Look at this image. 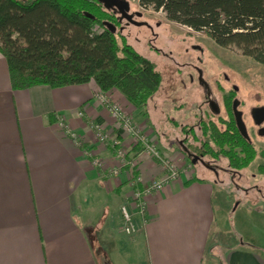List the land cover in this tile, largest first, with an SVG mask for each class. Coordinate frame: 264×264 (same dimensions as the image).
Returning a JSON list of instances; mask_svg holds the SVG:
<instances>
[{
	"label": "crops",
	"instance_id": "crops-1",
	"mask_svg": "<svg viewBox=\"0 0 264 264\" xmlns=\"http://www.w3.org/2000/svg\"><path fill=\"white\" fill-rule=\"evenodd\" d=\"M103 95L127 113L139 111L116 89L100 93L94 81L13 89L0 53V264H263L227 226L214 181L184 170L178 152L170 158L179 178L147 198L145 216L136 212L129 170L108 174L113 135L120 145L133 142ZM136 159L139 184L162 177L149 154ZM123 208L131 234L121 230Z\"/></svg>",
	"mask_w": 264,
	"mask_h": 264
},
{
	"label": "trees",
	"instance_id": "trees-1",
	"mask_svg": "<svg viewBox=\"0 0 264 264\" xmlns=\"http://www.w3.org/2000/svg\"><path fill=\"white\" fill-rule=\"evenodd\" d=\"M137 1L264 65V0ZM104 21L119 25L97 0H0V53L12 88L94 81L100 93L116 89L135 109L145 108L160 86V75L121 31L111 32ZM225 124L221 128L201 121L199 135L191 127L198 141L194 148L223 157L232 168L246 169L258 150L233 122ZM119 144L117 140L113 147ZM257 170L264 178V164Z\"/></svg>",
	"mask_w": 264,
	"mask_h": 264
},
{
	"label": "rangeland",
	"instance_id": "rangeland-1",
	"mask_svg": "<svg viewBox=\"0 0 264 264\" xmlns=\"http://www.w3.org/2000/svg\"><path fill=\"white\" fill-rule=\"evenodd\" d=\"M127 1L130 12L141 13L139 17H134L140 24H124L121 33L127 37L128 43L154 66L160 75L161 83L145 108L132 115L121 107L122 113L136 124L139 134L144 136L146 143L154 145L177 168L176 161L170 158L175 152L183 156L182 168L188 171L190 168L193 169L196 179L214 181L215 197L222 201L224 213L229 216L227 226L241 242L243 241L242 245L255 252L264 264V178L257 170L258 165L264 164V156L258 155L241 177L237 175L234 177L236 183L232 184L227 173L220 172L217 177L199 163L191 164L175 142V138L182 137L184 125L192 127L195 134L199 135L195 108L202 102L204 89L200 87L202 82L197 81L193 67L202 70L209 84H213L214 78H219L225 73L230 77L231 84L239 87V96H244L249 106L256 103L264 104V65L243 55L236 47H221L204 32L195 31L167 19L162 10H154L151 6L143 8L137 0ZM188 73L193 74V80L188 78ZM109 100L116 103L113 99ZM116 104L120 107L119 103ZM201 105L208 109L202 103ZM125 132L129 135L127 131ZM115 137L113 135V138L109 139L112 147L117 140ZM257 139L253 138V143L257 144L258 152H262L264 137ZM130 140L133 142L131 147L119 144L111 150L113 159L110 166L120 169L114 176H118L121 169L125 168V166L120 168L122 164L119 162L116 149L123 148L127 159L134 161L136 167L138 154H149L139 141L131 136ZM191 144L198 145V141L191 140ZM135 172L134 168L130 175ZM131 199L134 207L133 191ZM121 230L123 231V227Z\"/></svg>",
	"mask_w": 264,
	"mask_h": 264
},
{
	"label": "flooded vegetation",
	"instance_id": "flooded-vegetation-1",
	"mask_svg": "<svg viewBox=\"0 0 264 264\" xmlns=\"http://www.w3.org/2000/svg\"><path fill=\"white\" fill-rule=\"evenodd\" d=\"M109 10L113 12L117 22H119L116 29L121 31L124 24H129L125 19H121V15L117 10ZM129 13L133 14L132 18L134 19L136 12L133 13L129 10ZM193 70L196 73L195 76L197 81L200 83L202 82L200 87L204 89L201 103L208 107V109H204L201 103L196 105L195 109L198 116L196 124H199L201 121L205 123L213 121L219 127L224 128L226 121L230 123L233 122L237 131L240 133L235 119L233 107L235 104V108L240 113L249 137L248 139L244 138L253 143V138L257 139L258 137H264V104L256 103L247 106L244 96H239V87L236 84H231L230 77L225 73L219 76V78H214L213 84H209L208 79L204 76L201 69L193 67ZM187 76L193 80L192 73H188ZM223 83L230 84L227 85ZM190 128L191 127L184 125L181 131L182 137L175 138L177 146L184 152L182 153L188 158L191 164L199 163L205 170L212 172L214 176L218 177L220 172L227 173L231 178L232 184H235L234 177L236 175L241 177L245 169L240 170L232 168L223 157L212 158L206 153L204 148H194L191 144V140H193L195 132L191 133ZM256 145L257 144H254L255 147ZM258 153L259 156H264V151ZM193 159L195 160L194 162H192ZM254 205H256L255 201Z\"/></svg>",
	"mask_w": 264,
	"mask_h": 264
},
{
	"label": "built area",
	"instance_id": "built-area-1",
	"mask_svg": "<svg viewBox=\"0 0 264 264\" xmlns=\"http://www.w3.org/2000/svg\"><path fill=\"white\" fill-rule=\"evenodd\" d=\"M103 96L102 102L107 106L111 117L120 125L123 130L129 133L131 138H134L135 140L139 141L141 144L144 145L143 147L146 149V152L158 161L162 169V177H160L159 179L150 180L145 184H139L141 179L137 175L133 174L131 176L130 183L133 191L134 208L139 215L145 216L147 210V198L153 193L161 191L164 185L169 181H173L179 178V168H177V166H175L174 163L171 162L168 158L163 156L159 152V150L155 148L154 145L147 144L146 139L144 138V136H141L139 134V128L131 120V118L122 113L120 107L116 103H112L108 98H105V96ZM59 124L63 125L62 121H60ZM93 130L98 140L106 141L108 139V135L103 131V127L100 124H94ZM69 133L71 135V138L77 144H80V141L78 140L76 134L73 132ZM116 150L119 162L120 164H122L120 168L125 166L129 170V172H131L134 168L136 169V163L131 159H127L126 152L123 148H118ZM93 164L97 167L102 166L99 158H94ZM119 170V167L111 168L108 170V174L110 176H114L118 173ZM122 217L124 220L123 232H125L126 234H131L135 232L136 228L134 226V223L132 222L131 215L125 208L122 209Z\"/></svg>",
	"mask_w": 264,
	"mask_h": 264
},
{
	"label": "water",
	"instance_id": "water-1",
	"mask_svg": "<svg viewBox=\"0 0 264 264\" xmlns=\"http://www.w3.org/2000/svg\"><path fill=\"white\" fill-rule=\"evenodd\" d=\"M98 2H100L104 8L106 9H113L114 11L117 10L120 15H121V19H125L127 21V23H132V24H136L139 25L140 23L135 21L132 16L133 14L129 13L130 7H129V3L127 0H97ZM136 16H140L141 13L140 12H136L135 14ZM103 25L109 29L111 32H115L116 30V26L108 21H104ZM234 112H235V119H236V123H237V127L240 131V133L242 134L243 137L245 138H249L245 125L241 119L240 113L236 110L235 108V104H234ZM264 112V109H263ZM195 160L193 159L192 162H194Z\"/></svg>",
	"mask_w": 264,
	"mask_h": 264
}]
</instances>
